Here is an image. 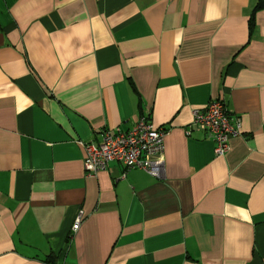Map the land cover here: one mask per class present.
Returning <instances> with one entry per match:
<instances>
[{"label": "crops", "instance_id": "1", "mask_svg": "<svg viewBox=\"0 0 264 264\" xmlns=\"http://www.w3.org/2000/svg\"><path fill=\"white\" fill-rule=\"evenodd\" d=\"M257 2L0 0V264H264ZM215 99L222 156L191 124ZM141 115L169 126L162 175L88 174L78 141Z\"/></svg>", "mask_w": 264, "mask_h": 264}, {"label": "built area", "instance_id": "2", "mask_svg": "<svg viewBox=\"0 0 264 264\" xmlns=\"http://www.w3.org/2000/svg\"><path fill=\"white\" fill-rule=\"evenodd\" d=\"M192 125L206 131L215 143L214 153L224 155L231 136L239 134V122H230L225 102L210 100L203 108L192 111ZM169 126H154L147 115H141L128 130L103 129L97 142L78 141L84 150L83 165L88 174L106 170L111 161L121 163L125 171L142 168L152 176L160 177L164 168V137ZM125 172L121 177H124ZM83 213L78 211L71 229L75 233ZM72 234L70 235V238Z\"/></svg>", "mask_w": 264, "mask_h": 264}, {"label": "trees", "instance_id": "3", "mask_svg": "<svg viewBox=\"0 0 264 264\" xmlns=\"http://www.w3.org/2000/svg\"><path fill=\"white\" fill-rule=\"evenodd\" d=\"M264 4V0H258L256 6L253 8L251 14H250V18H249V26L252 27L254 26V15L255 12L258 8H261Z\"/></svg>", "mask_w": 264, "mask_h": 264}]
</instances>
